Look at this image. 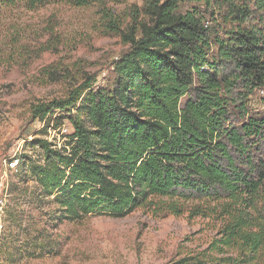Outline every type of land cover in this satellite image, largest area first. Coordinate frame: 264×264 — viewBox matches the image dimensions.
I'll return each instance as SVG.
<instances>
[{
	"label": "trees",
	"instance_id": "trees-1",
	"mask_svg": "<svg viewBox=\"0 0 264 264\" xmlns=\"http://www.w3.org/2000/svg\"><path fill=\"white\" fill-rule=\"evenodd\" d=\"M127 1L68 0L96 6L128 50L108 84L81 70L63 98L31 106L47 131L71 127L62 145L32 143L39 197L73 221L137 209L205 221L207 246L171 264H261L264 110L249 107L264 90V0H143L117 14Z\"/></svg>",
	"mask_w": 264,
	"mask_h": 264
},
{
	"label": "rangeland",
	"instance_id": "rangeland-1",
	"mask_svg": "<svg viewBox=\"0 0 264 264\" xmlns=\"http://www.w3.org/2000/svg\"><path fill=\"white\" fill-rule=\"evenodd\" d=\"M27 1L0 2V177L8 159L16 157L22 164L19 174L5 177L11 178L0 264H171L205 248L214 232L205 221L187 215L137 209L123 217L95 214L73 221L60 219L53 198L39 197L31 169L42 164L44 154L32 143L47 139L62 145L71 127L65 122L47 131L32 116L31 106L63 98L82 82L81 70L97 77L96 86L108 84L113 62L128 46L104 31L96 6L50 0L34 8ZM132 5L141 7L143 0L113 7L122 15ZM194 5L187 2L182 8ZM249 109L264 110V90L250 99Z\"/></svg>",
	"mask_w": 264,
	"mask_h": 264
},
{
	"label": "built area",
	"instance_id": "built-area-1",
	"mask_svg": "<svg viewBox=\"0 0 264 264\" xmlns=\"http://www.w3.org/2000/svg\"><path fill=\"white\" fill-rule=\"evenodd\" d=\"M65 133L68 132L66 128L63 129ZM22 164H20V160L16 157L8 159L6 162V170L4 176L0 177V233L4 227L3 218L6 213V208L8 204V189L6 187L7 182H10V178L15 174H19L21 171ZM7 173H11V177L5 179Z\"/></svg>",
	"mask_w": 264,
	"mask_h": 264
}]
</instances>
